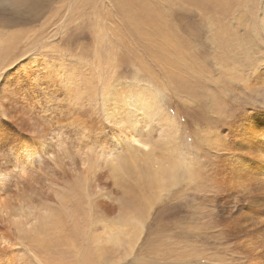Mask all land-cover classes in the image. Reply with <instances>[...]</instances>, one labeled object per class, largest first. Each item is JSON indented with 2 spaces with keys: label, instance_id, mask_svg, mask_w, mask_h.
<instances>
[{
  "label": "rangeland",
  "instance_id": "obj_1",
  "mask_svg": "<svg viewBox=\"0 0 264 264\" xmlns=\"http://www.w3.org/2000/svg\"><path fill=\"white\" fill-rule=\"evenodd\" d=\"M28 3L0 0L9 259L249 264L264 200L227 189L232 150L264 140V0H44L26 22Z\"/></svg>",
  "mask_w": 264,
  "mask_h": 264
},
{
  "label": "bare ground",
  "instance_id": "obj_2",
  "mask_svg": "<svg viewBox=\"0 0 264 264\" xmlns=\"http://www.w3.org/2000/svg\"><path fill=\"white\" fill-rule=\"evenodd\" d=\"M43 1L42 0H29L28 6L26 8L24 7L26 9V11L24 12V13H26V15L25 16L21 15L22 19L26 22L28 20L34 19L39 14V8L43 5ZM18 16H20V15H18ZM138 112H142V110H138ZM241 137H243V136H241ZM130 139L135 140V142L138 141L137 139H135V137L133 135L130 137ZM252 139H253L252 141L249 139L240 140V143H239L240 146H238L236 148V150H232L235 152L234 155L232 153L233 157L231 156L232 159H230L233 164L230 161L229 162H230V164L233 165V168L235 167L236 169L230 170V172H229V174H230V175H228L230 178L229 180H231L232 182H231L230 187H228L227 191L230 192L232 194V196L237 195V194L244 196V197L250 196V197H252V199H255L257 202L258 201L261 202L262 199L264 200V140L262 142L260 139H256V138L254 139V137H252ZM263 139H264V137H263ZM217 141H219V140H217ZM118 142H120V141L118 140ZM245 145H249V147H246ZM244 150H245V153L243 152ZM89 166H90L89 167L90 170H92L93 168L96 167V164H90ZM165 168H169V167L165 166ZM188 168H190V167H188ZM190 170L192 171L191 168H190ZM160 171H162V170H160ZM175 172H178V171H175ZM167 173H168L169 181H174L175 175L172 173V171L170 170V172H167ZM142 174H143V178L146 181L156 180L157 178H161V177L166 176V173H164V172H160V173L157 172L156 173V171L153 173H150V174L147 171H143ZM190 174H188V175H190ZM144 175H146V176H144ZM186 176H187V172H186ZM190 176H192V175H190ZM223 179H222V181H223ZM224 186L226 187L225 184H224ZM223 189H225V188H223ZM238 198H240V197H238ZM242 198L243 197H241V199ZM254 203H255V201H254ZM260 205H261V203H260ZM261 207H262V205H261ZM252 208H250V209H252ZM260 211H262V210H260ZM263 213H264V210H263ZM251 220L252 219H250V220L247 219V222L249 223V224L245 225V228H247V231L242 234L243 236L247 235L246 237H248V238L246 239L244 246L241 248V252L244 254L245 260L247 263H249V264H264V230H263V232H260L259 230L257 231L258 223H261V222L264 223V218L263 219L262 218H256L252 222H251ZM35 221L38 223L40 222L37 218L35 219ZM35 226L36 225L34 224L29 229V233H32L34 235L33 239L31 240V242L33 243L32 249L35 248L34 247V245H35L37 253L45 252V255H46V253H48V251L50 250L48 248L49 244H47V242L44 239L40 238L39 234H37V229ZM39 231H40V234H42L44 232L43 227L41 225L39 226ZM240 233H241V230H240ZM240 233H238V234L241 236ZM234 240H235V238H234ZM16 244L17 243H14L12 240H8V241H5V242L0 244V264H17L15 262V259L14 260L9 259V257L11 256L10 254L13 252L12 247ZM30 255H31V257H33L35 259H33V260L31 259L29 261H26V262L20 263V264H59V263H54L51 260H46L45 262H43L42 261L43 258H42V260L38 259L37 255L32 254V251L30 252ZM20 262H21V260H20ZM79 262H80L79 264H91V260L86 256L85 253H82L80 255Z\"/></svg>",
  "mask_w": 264,
  "mask_h": 264
}]
</instances>
